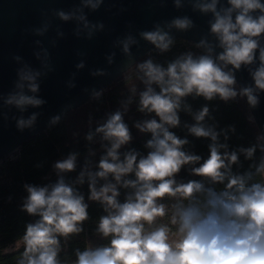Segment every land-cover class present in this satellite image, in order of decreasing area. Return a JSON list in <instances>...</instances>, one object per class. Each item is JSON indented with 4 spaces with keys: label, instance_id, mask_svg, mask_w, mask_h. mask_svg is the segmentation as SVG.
Segmentation results:
<instances>
[{
    "label": "clouds",
    "instance_id": "9594fccd",
    "mask_svg": "<svg viewBox=\"0 0 264 264\" xmlns=\"http://www.w3.org/2000/svg\"><path fill=\"white\" fill-rule=\"evenodd\" d=\"M102 2L83 0L84 5L92 9ZM176 4L179 6V0ZM194 7L212 14L210 32L217 43L204 38L197 47L206 48L205 54L186 53L166 67L151 59L137 65L145 85L139 93L138 111L158 118L137 121L134 125L139 132L151 134V139L145 143L149 149L147 155L142 156L133 149L125 152L121 159L119 150L132 140L121 111L110 113L95 129V134L101 135L110 147L101 156L98 171L87 172L88 198L105 206L107 214L99 218L97 231L110 239L107 245L77 250L75 264H264V160L255 170L260 176L258 181L250 182L252 172L232 174L231 166L238 162V155L234 151L222 153L221 149L227 145L217 144L219 134L203 126L209 112L207 106L194 116L196 123L187 126L192 136L212 141L209 155L202 163L201 156L183 150L188 140L169 130L179 126L181 102L193 93L209 101L217 96L228 101L239 94L246 97L250 105L258 104L256 92H264V47H260L258 39L264 35V2L227 0L224 7L220 0H195ZM57 15L68 20L74 13L61 10ZM80 18L85 19L83 15ZM192 23L188 17H176L169 27L185 30ZM141 35L161 52L172 44L169 33L159 26ZM216 47L222 51L214 55ZM124 50L128 51L127 43ZM257 51L259 65L252 72L254 85L245 86L238 93L235 75L227 70L228 66L239 70L242 65L253 64ZM78 67L82 68L83 64ZM39 75L38 71L31 70L20 74L32 93L38 91L35 81ZM17 87L23 89L24 84ZM7 102L20 109L44 103L23 91L11 95ZM35 119L33 114L27 121L19 120L18 126L30 127ZM92 138L93 134L89 133L87 139ZM241 151L246 158H251L256 148ZM76 158L75 153L69 154L53 167L57 173L72 172ZM190 164L199 165L191 170L192 175L212 184H224V188L217 191L199 180L177 184L174 177ZM85 174L81 171L76 183L82 184ZM132 174L134 180L122 179ZM109 176L116 183H104L97 188V180H107ZM117 184L134 190L122 203L117 199L120 195ZM24 187L27 197L23 211L38 219L26 225L25 249L18 264H60L59 238L83 231V222L89 218L88 204L63 176L52 184ZM165 197L176 200L171 209L161 202ZM169 211L172 227L163 223L157 225V220L163 219Z\"/></svg>",
    "mask_w": 264,
    "mask_h": 264
},
{
    "label": "water",
    "instance_id": "95a60500",
    "mask_svg": "<svg viewBox=\"0 0 264 264\" xmlns=\"http://www.w3.org/2000/svg\"><path fill=\"white\" fill-rule=\"evenodd\" d=\"M194 2L179 0L177 6L176 0H103L92 9L83 0H0V158L17 152L27 140L87 104L149 55L155 46L141 33L159 26L172 41L197 46L206 38L216 44L210 32L212 14L200 12ZM220 5L226 7L227 0H220ZM61 10L74 15L62 20L57 15ZM176 17L190 18L192 26L185 30L169 27ZM258 39L264 47V35ZM220 51L216 47L214 55ZM256 57L253 64L242 65L239 70L228 66L235 75L238 93L254 85L252 72L259 65L258 51ZM29 70L40 73L36 93L30 92L27 82L20 78ZM21 91L44 103L20 109L7 102ZM256 95V106L240 96L264 146V92L257 90ZM33 114L36 119L30 127L18 126L19 120L27 121Z\"/></svg>",
    "mask_w": 264,
    "mask_h": 264
},
{
    "label": "trees",
    "instance_id": "16d2710c",
    "mask_svg": "<svg viewBox=\"0 0 264 264\" xmlns=\"http://www.w3.org/2000/svg\"><path fill=\"white\" fill-rule=\"evenodd\" d=\"M192 53L194 56L205 54L206 52L196 45L183 42L180 40H173L170 48L161 52L154 47L149 55L141 59L134 67L128 70L115 80L109 87L116 85L117 83L128 78L133 68L137 67L139 63L145 60L151 59L154 63L167 66V64L178 57ZM126 81L122 82L125 83ZM108 87V88H109ZM153 87H156L153 85ZM108 88L99 95L93 97L84 106L97 102L102 105L109 102L114 105L120 97L115 96L113 98L106 99V91ZM143 91L144 88L139 87ZM159 91V89H156ZM122 104L131 107L129 113V119L124 121L128 124L132 134V140L129 144L122 146L119 150L121 159H123L124 153L130 150H136L142 156H146L149 149L145 147L147 140L151 139L150 133H141L135 127L137 121H143L146 119L156 118L154 114L141 113L138 111L139 107V95L134 97L125 95L122 96ZM131 103H128V101ZM207 106L209 112L202 122L203 126L213 128L219 135L216 141L217 144L227 145L226 148H222L221 152H236L238 155V162L231 166L232 174H244L247 172L253 173V181L260 180V176L255 174L256 167L264 160V146L258 131L253 123L249 110L238 94L236 98L224 101L218 96L212 100H205L203 97H198L193 93L190 96L183 98L181 102V109L178 113L180 118V124L176 128H170L169 130L174 132L180 138H186L188 144L183 148L184 151L194 153L201 156L203 162L209 155V145L212 143L207 138H196L192 136L187 126H191L196 123L194 116L203 108ZM83 107V106H82ZM80 107V108H82ZM79 108V109H80ZM74 110L66 115V117L51 127L46 132L39 133L25 143L21 145L19 150L13 154L5 155L0 158V264H18V261L23 255L25 244L19 247L12 253H3L4 249L19 240H23V236L26 231V225L30 222H34L38 217L29 216L23 211V203L27 197L25 185H46L55 183L57 178L51 176L52 164L59 160L65 159L69 154L75 153L76 168L72 172L61 173V176L65 181L71 184L77 189L85 199V203L89 197V180L87 172L98 171V163L101 156L106 154V149L110 147L109 142L104 141L101 135L95 134L97 126L86 129L84 132V140L79 141L80 144H74L70 142L67 135L66 118L71 114L76 113ZM190 109V110H188ZM132 115V117H130ZM89 133L93 134L92 140H88ZM93 142H97L93 145ZM255 147L256 151L251 158H246L241 149H248ZM89 149H99L94 157H84L86 151ZM198 164L185 165L181 171L176 174V182L186 183L189 180L202 181L206 187H212L217 191L224 188V184H212L211 181L192 175V169L198 167ZM81 171H85L84 182L82 184L76 183ZM122 179H135L134 174L126 176ZM116 183L115 180L109 176L107 180H97L96 186L99 188L104 183ZM227 181H225V184ZM117 190L120 195L117 199L122 203L126 196L130 195L134 190L131 188H124L120 184H117ZM162 203H165L171 209V206L176 203V200L165 197ZM184 203H187L185 201ZM88 204V216L89 218L83 222L81 231L78 234H73L68 237H60V251L58 254V260L60 264H75L77 250L83 251L89 246L91 240H95L98 235L97 224L99 218L107 213L104 211L103 205L99 202L92 201ZM171 211L163 219H158V224H169L170 227Z\"/></svg>",
    "mask_w": 264,
    "mask_h": 264
},
{
    "label": "rangeland",
    "instance_id": "374dc122",
    "mask_svg": "<svg viewBox=\"0 0 264 264\" xmlns=\"http://www.w3.org/2000/svg\"><path fill=\"white\" fill-rule=\"evenodd\" d=\"M141 76L142 73L139 72L138 68L137 67L133 68L132 73L128 78L108 88V90L105 93L107 94L106 99L108 100L110 98H113L114 100L115 96L122 98V96L125 95L131 97L139 95V93L142 91L141 89L140 91L138 90L139 87L145 88V85L142 83L140 79ZM124 81L126 82L122 83ZM120 98L116 101L117 103L114 105H112L110 101L103 105L101 103L98 104L97 102L90 103L86 106H83L78 111H76V113H73L68 118H66L65 122L67 125V135L70 142L77 145L80 144L79 141H83L85 138L84 132L86 131V129L94 126L98 127L99 125L105 122L107 116L110 113H113L117 110L121 111L124 114L123 118L128 120L129 113L132 111L131 107L128 106L125 107V105L122 104V99ZM130 117H132V115ZM92 144L96 145L97 142H93ZM99 151H100L99 149H89L88 151L85 152V154H83V156L94 157L97 153H99ZM59 160H63V159H59ZM54 163L51 166L52 168L51 176L53 175V178L58 179L61 176V173H57V171L54 169L53 167ZM174 178L176 179V176ZM90 202L92 201L88 199L87 203ZM96 226L98 227V224ZM109 239L110 238H104L102 235H98L95 240H91L88 247L95 248L97 246L107 245L109 243ZM22 245H23V240H19L7 246L4 249L3 253H12Z\"/></svg>",
    "mask_w": 264,
    "mask_h": 264
}]
</instances>
